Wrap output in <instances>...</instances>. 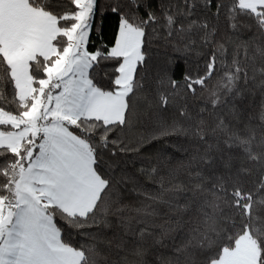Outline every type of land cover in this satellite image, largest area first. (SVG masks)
<instances>
[{
	"label": "snow or ice",
	"instance_id": "1",
	"mask_svg": "<svg viewBox=\"0 0 264 264\" xmlns=\"http://www.w3.org/2000/svg\"><path fill=\"white\" fill-rule=\"evenodd\" d=\"M0 264H264V0H0Z\"/></svg>",
	"mask_w": 264,
	"mask_h": 264
},
{
	"label": "trees",
	"instance_id": "2",
	"mask_svg": "<svg viewBox=\"0 0 264 264\" xmlns=\"http://www.w3.org/2000/svg\"><path fill=\"white\" fill-rule=\"evenodd\" d=\"M114 23L115 21L113 19H108L104 21V31L106 36H108L109 38H111Z\"/></svg>",
	"mask_w": 264,
	"mask_h": 264
}]
</instances>
